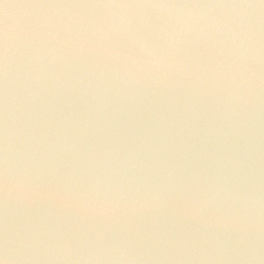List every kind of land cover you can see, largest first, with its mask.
<instances>
[{
	"label": "water",
	"instance_id": "water-1",
	"mask_svg": "<svg viewBox=\"0 0 264 264\" xmlns=\"http://www.w3.org/2000/svg\"><path fill=\"white\" fill-rule=\"evenodd\" d=\"M0 264H264V0H0Z\"/></svg>",
	"mask_w": 264,
	"mask_h": 264
}]
</instances>
